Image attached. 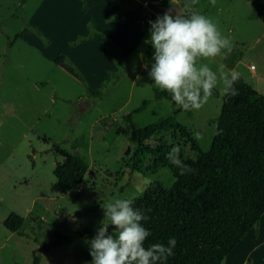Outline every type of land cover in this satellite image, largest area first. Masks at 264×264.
Wrapping results in <instances>:
<instances>
[{"label":"rangeland","instance_id":"rangeland-1","mask_svg":"<svg viewBox=\"0 0 264 264\" xmlns=\"http://www.w3.org/2000/svg\"><path fill=\"white\" fill-rule=\"evenodd\" d=\"M183 1L185 18L194 12L211 18L233 44L227 59L203 62L214 71L224 64L242 77L250 74L247 67L253 65L259 76L257 90L263 94V24L250 3L206 0L187 10L188 0ZM133 10L132 3L116 1L113 5L108 0H86L83 9L76 0H25L21 5L20 0H0V264H31L39 246L49 244L55 234L64 235L67 241L49 246L41 253L39 264H92L90 241L102 221L107 223L106 204L116 198L133 201L150 186H171L174 178L168 168L154 164L149 156L138 166L131 160L137 143L123 116L143 100L149 103L133 116V127L175 116L201 150H208L214 127L207 121L219 114L222 86L213 89L219 97L212 93L199 110L184 111L173 101L152 100V86H157L149 75L154 63L151 24L136 21ZM155 10L158 17L164 15L158 7ZM121 12L128 15L120 23H109ZM36 29L44 33L43 38ZM90 30L102 33L126 55L113 57L87 36ZM65 53L69 54L66 62L80 72L84 84L53 63L57 55ZM106 55H111L109 60ZM81 104L84 109L79 111ZM119 127L121 133L116 131ZM164 136L172 141L169 132ZM159 138L152 137L145 144L153 147ZM54 143L88 166L82 182L65 193L53 188L52 171L63 161L50 148ZM186 152L187 157H195L189 147ZM10 213L22 217L19 231L23 236L2 225ZM260 223L259 230L249 231L254 230L253 239L259 234L258 239L252 243L249 234L239 245V251L247 245L250 249L242 264H264V217ZM84 228L93 230V236H76ZM114 231L109 226V234ZM245 255L237 252L221 264H240Z\"/></svg>","mask_w":264,"mask_h":264},{"label":"trees","instance_id":"trees-1","mask_svg":"<svg viewBox=\"0 0 264 264\" xmlns=\"http://www.w3.org/2000/svg\"><path fill=\"white\" fill-rule=\"evenodd\" d=\"M199 1L206 0H196ZM247 1L262 22L264 33V0ZM24 2L20 0V5ZM188 4H193L192 0ZM87 36L95 38L113 56L126 55L98 31L90 30ZM53 63L84 84L80 72L66 62L64 55H57ZM234 88L236 94L223 93L219 114L207 121L214 127L207 151L201 150L175 116L133 127V116L143 111L149 100H143L123 116L124 123L131 126V139L137 143L131 158L135 166L149 156L154 164L168 168L174 178L166 189L150 186L132 205L148 217L142 222L151 233L145 241L146 248L156 243L167 245L171 238L176 240L173 255L161 264H221L247 233L257 228L264 214V95L242 78ZM213 96L219 97L218 92L213 90ZM161 99L173 101L169 93L153 85L152 100ZM116 131L121 133L123 129L119 127ZM167 132L171 142L164 136ZM155 136H160L155 146L145 144ZM187 147L195 155L193 159L186 156ZM50 148L63 158L52 171L53 188L58 193L68 192L82 182L88 166L78 155L59 149L57 143ZM22 220L18 214L10 213L2 225L9 232L23 236L19 231ZM93 234L87 228L76 232L80 238ZM33 241L38 243L36 237ZM62 241H67L64 235L55 234L49 244L39 246L31 264H39L41 253Z\"/></svg>","mask_w":264,"mask_h":264},{"label":"clouds","instance_id":"clouds-1","mask_svg":"<svg viewBox=\"0 0 264 264\" xmlns=\"http://www.w3.org/2000/svg\"><path fill=\"white\" fill-rule=\"evenodd\" d=\"M211 2L214 4L215 0ZM150 24L154 63L149 75L160 90L171 95L175 104L184 111L199 110L218 86H222L225 94H236L234 84L241 73L228 70L224 64L214 71L209 63L203 62L217 57L227 59L232 52L231 38L222 34L215 21L196 12L185 18L180 10L173 16L170 10ZM132 205L130 199L116 198L104 206L107 223L102 221L90 241L92 264H161L173 255L175 238L167 245L156 243L145 247L151 233L142 222L148 217ZM109 226L114 233L109 234Z\"/></svg>","mask_w":264,"mask_h":264},{"label":"crops","instance_id":"crops-1","mask_svg":"<svg viewBox=\"0 0 264 264\" xmlns=\"http://www.w3.org/2000/svg\"><path fill=\"white\" fill-rule=\"evenodd\" d=\"M111 4H115L116 3V1H119L121 4H127V3H132L133 5H140V7L139 8H137L136 7V10H133V11H136L135 12V14H133L135 17V20L136 21H138L139 23H146L147 21H148V24L147 25H150V22H151V20L152 19H157V17H158V15H156L153 11H155V12H157L156 10H155V7H158L159 8V6H161L162 4H164V3H166V4H171V5H173V4H175L176 2H178L179 0H108ZM181 2H183V3H185L183 0H180ZM188 1H191V0H188ZM201 2H204V1H199V2H196V3H194V4H191V5H189V4H187V10H190V9H192V8H194L195 6H196V4H199V3H201ZM76 3L83 9V8H85V6H86V0H83V1H78V0H76ZM150 3V4H149ZM151 4L152 5H156V6H151ZM161 11V10H160ZM126 15H128V13L127 12H121V14L119 15V16H116V17H114V18H112L111 20H110V22L109 23H111V24H117V23H120V21H122L125 17H126ZM85 17V16H84ZM149 19H150V21H149ZM86 20V19H85ZM34 28V27H33ZM37 30V29H36ZM35 31V30H34ZM38 31V33H40V35H38V36H40V37H42L43 38V36H44V33L43 32H41L40 30H37ZM36 31V32H37ZM86 33H88V32H86ZM41 35H43V36H41ZM107 36H110V35H107ZM111 38V40L113 41V42H115V43H118L115 39H114V37H110ZM95 39V38H94ZM72 40V39H71ZM96 40V39H95ZM139 40V36H138V38H137V41ZM46 41L48 42V44H50V40L49 39H47L46 38ZM73 41V40H72ZM97 41V40H96ZM98 42V41H97ZM99 43V42H98ZM100 44V43H99ZM101 45V44H100ZM102 46V45H101ZM68 50H69V47H68ZM96 50V49H95ZM96 52H98L97 50H96ZM99 53V52H98ZM63 55V54H62ZM66 58H68L69 57V54H66L65 53V55H64ZM111 56V55H110ZM110 56L108 55H106L105 56V58L106 59H110ZM114 57V56H113ZM54 57H52L51 59H53ZM251 66V65H250ZM250 66H248L247 67V69L249 70V73L250 74H247V76L246 77H242L241 76V78L246 82V83H248L249 85H251L257 92H259L260 93V91L259 90H257V79L259 78V76H258V74L256 73V68H254V69H250ZM253 66V65H252ZM113 67H114V65H113ZM111 68V66L108 68V69H110ZM62 69V68H61ZM108 69H105L104 70V75H105V72H106V70H108ZM262 71L264 72V70L262 69ZM65 72V71H64ZM263 93V95H264V92H262ZM264 217V214L261 216V218H260V220H259V223H258V226L261 224L260 223V221L262 220V218ZM258 226H257V228H255V230H259V228H258ZM253 232H254V230L250 233V232H248L247 233V235L240 241V243L225 257V260L227 261L228 260V258H230V256H233V254H235V253H237L238 252V255L239 254H241V255H244L245 253H246V255L242 258V260H241V262H240V264H242L243 263V261L244 260H246L247 259V257H248V253H249V251H250V249L249 250H247V248H248V245L246 246V247H242V249H241V251H239V248H240V246H242V244H243V242L245 241V239L248 237V235L249 234H251V240L253 241L252 243H254L257 239H258V236H259V234H257L256 235V238L255 239H253ZM240 245V246H239ZM253 246H255V244H253ZM237 249V250H236ZM234 251H236V252H234ZM248 260V259H247ZM225 261V262H226ZM225 264V263H224Z\"/></svg>","mask_w":264,"mask_h":264},{"label":"water","instance_id":"water-1","mask_svg":"<svg viewBox=\"0 0 264 264\" xmlns=\"http://www.w3.org/2000/svg\"><path fill=\"white\" fill-rule=\"evenodd\" d=\"M184 7H185V4H184L183 2H180V3H175V4L171 5V6H168V5H161V6H159V9H160L164 14L167 13V12H169V11L171 10V14H172L173 16H175L177 10H180V11H182V13H183V9H184ZM83 109H84V106L81 104V105H80V109H79V111H82ZM128 151H129V149L127 150L126 153H128ZM89 174H91L90 171H89Z\"/></svg>","mask_w":264,"mask_h":264},{"label":"built area","instance_id":"built-area-1","mask_svg":"<svg viewBox=\"0 0 264 264\" xmlns=\"http://www.w3.org/2000/svg\"><path fill=\"white\" fill-rule=\"evenodd\" d=\"M250 69H254V67L251 65V66H250Z\"/></svg>","mask_w":264,"mask_h":264}]
</instances>
